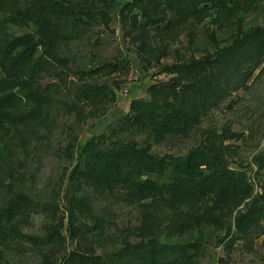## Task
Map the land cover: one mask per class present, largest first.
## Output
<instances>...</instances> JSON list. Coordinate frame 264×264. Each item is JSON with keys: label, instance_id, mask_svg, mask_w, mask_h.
<instances>
[{"label": "rangeland", "instance_id": "obj_1", "mask_svg": "<svg viewBox=\"0 0 264 264\" xmlns=\"http://www.w3.org/2000/svg\"><path fill=\"white\" fill-rule=\"evenodd\" d=\"M205 4L0 0V264H66L76 248L111 264H264V215L236 225L264 195V0ZM22 36L29 44L8 48ZM29 45L31 62L14 77L10 65ZM233 47L236 60L185 130L124 123L131 102L170 77L165 66ZM88 86L104 89L86 98ZM102 134L159 158L215 155L216 169L246 172L251 194L216 208L175 204L165 189L132 199L117 178L90 172L84 145ZM170 174L141 179L160 192ZM70 214L87 227L80 239Z\"/></svg>", "mask_w": 264, "mask_h": 264}, {"label": "trees", "instance_id": "obj_2", "mask_svg": "<svg viewBox=\"0 0 264 264\" xmlns=\"http://www.w3.org/2000/svg\"><path fill=\"white\" fill-rule=\"evenodd\" d=\"M169 1L180 5L183 12H190L201 4L206 5L207 0ZM232 1L251 4L254 0H214L217 5ZM28 42L24 36L15 37L7 46L16 49ZM31 45L21 50L12 61L10 72L14 77H19L20 72L31 62L33 57ZM239 52L237 47H233L228 51H217L213 55H206L188 63L165 66L164 72L170 77L150 88L149 100L132 101L124 123L162 121L164 125L174 127V131L185 130L197 118L193 110L199 108L200 96L210 95L214 91L216 84L225 74L223 71L225 65L230 66L234 63ZM102 88L88 86L83 89V96L89 98L103 91ZM84 151L91 173L117 178L127 189L129 197L135 200L160 195L164 193L162 189H165L175 204H197L198 200L207 199L211 202L212 208H216L217 204L239 203L247 198L252 190L245 171H235L221 167L220 164L216 169L218 162L216 156L214 155L210 161L198 150H193L182 157L165 159L126 142H108L102 134L87 141ZM262 165L264 166V157ZM168 169L171 172V182L165 187L160 186V192H157V184L152 179L149 177L141 179V176L149 175L151 172L162 176ZM84 177L87 178L86 175ZM261 215H264V195L262 203L252 206L238 217L237 228L240 230L250 228ZM68 226V231L74 238L80 239L87 233V227L79 225L73 214L69 215ZM65 262L111 264V259L76 248L68 253Z\"/></svg>", "mask_w": 264, "mask_h": 264}]
</instances>
